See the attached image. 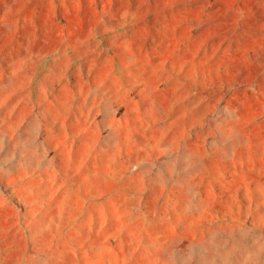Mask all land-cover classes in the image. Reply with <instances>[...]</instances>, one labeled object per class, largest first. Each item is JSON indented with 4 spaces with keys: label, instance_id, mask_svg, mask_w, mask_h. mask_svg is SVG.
<instances>
[{
    "label": "rangeland",
    "instance_id": "obj_1",
    "mask_svg": "<svg viewBox=\"0 0 264 264\" xmlns=\"http://www.w3.org/2000/svg\"><path fill=\"white\" fill-rule=\"evenodd\" d=\"M0 264H264V0H0Z\"/></svg>",
    "mask_w": 264,
    "mask_h": 264
}]
</instances>
